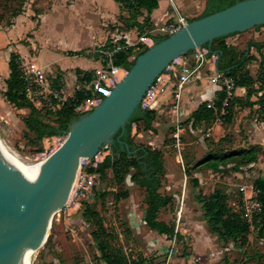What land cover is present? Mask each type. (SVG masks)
I'll list each match as a JSON object with an SVG mask.
<instances>
[{
	"label": "rangeland",
	"instance_id": "obj_1",
	"mask_svg": "<svg viewBox=\"0 0 264 264\" xmlns=\"http://www.w3.org/2000/svg\"><path fill=\"white\" fill-rule=\"evenodd\" d=\"M115 2L27 0L21 15L12 16L6 13L0 24V138L24 161L29 163L44 161L63 142L67 134L49 135L41 140L33 138L34 134L28 130L23 120L29 109L17 107L4 94L10 52L20 53L18 59L20 66L23 62H40L42 59L54 62L44 67L36 63L52 81V88L57 89L60 95L67 99L75 93L77 85L82 82L75 78V68L70 66L82 63L86 57L88 60L91 58L106 63L113 56L114 48L122 44L121 35H124L123 32L126 30L124 17L128 16L126 9H122V5ZM176 3L180 9L183 8V12L191 13V17L201 14L204 10L203 4H198L197 0L182 2L176 0ZM171 10L174 12L173 5ZM10 18L13 19V23L9 25L6 19ZM227 39L241 50H245L251 41L262 42L264 53V25L229 35ZM147 45L149 44L139 43L136 52L139 53ZM250 52L254 58L246 63V67L248 65L251 72L256 74L260 68L262 54L255 46H251ZM190 59L188 65L192 67L193 56ZM94 63L93 61L92 65ZM88 68L93 69L94 75L97 74L94 67ZM123 74L124 71H121L116 75V79ZM164 74H167V71ZM34 95L35 101L42 100L38 106L43 105L41 112L43 118L54 122L53 114L58 107V98L49 92L46 98L39 92ZM235 96L234 94L231 99ZM249 107L237 105L235 117L231 122L225 121L224 116H221L211 125L203 122L197 127L186 126L181 132L180 145L176 144L177 139L172 134L175 126L173 123L169 124L170 115L169 121L166 117L161 120V115L157 117V121H162L157 127L161 129L163 140L159 145H152L164 152L165 169L160 190L173 197L172 203L161 209L160 217L176 226V210L179 203L184 201V196L187 210L191 212L193 219L184 224L183 220L186 219H181L175 240L174 235L159 233L147 224H133V216L137 214L138 219V214L142 213L145 207V188L130 179L122 184L116 183L112 169L109 168L108 174L96 188L91 205L101 212L106 227L116 234L112 238L115 245L122 246L130 257H144L143 264H264V237L259 235L254 224L245 243H240L239 239L221 242L210 230L201 206L195 199V194L199 191L210 193L215 188H222L227 192L228 202L232 208L241 211L243 193L238 187L246 175L239 178L238 174H235L234 171L240 169L232 167L235 161H229L222 170L211 171V167L206 164L193 168L199 159L219 147L215 139L224 134L227 138L220 142L224 148L235 150L251 144L262 145L263 150L261 148L258 153L262 155L256 160L263 163L254 165V171L259 175L264 174V122H260L259 116L256 126L255 118L258 111L256 108H251L250 111ZM172 109V106L167 105L165 110ZM220 120L222 123L216 125ZM150 135L154 133L146 129L142 121L132 124V138L135 142L149 143ZM166 137L167 140L164 141ZM104 150L112 152L109 147ZM104 157L98 156L97 161ZM187 157L192 159V165L189 167L186 166ZM198 175L202 181L195 183L194 177L198 178ZM102 189H105V193H101ZM80 201L79 204L70 201V204L53 215L48 234L51 238L48 241L47 237L36 250L32 264H107L101 258L90 234V231L95 229V224L83 215L87 199L81 198ZM159 234H162V237ZM205 234H208L209 238H203L202 235ZM196 238H206L210 240L211 245L209 248L205 246L196 250L195 241L199 240ZM164 244L167 249L162 248ZM172 248L175 250L173 260L169 258V249Z\"/></svg>",
	"mask_w": 264,
	"mask_h": 264
},
{
	"label": "trees",
	"instance_id": "obj_2",
	"mask_svg": "<svg viewBox=\"0 0 264 264\" xmlns=\"http://www.w3.org/2000/svg\"><path fill=\"white\" fill-rule=\"evenodd\" d=\"M27 0H0V24L6 17V13L12 16L19 15L23 10ZM122 5V9H126L127 18L124 17L125 29L136 27L139 33H143L151 29L153 22L150 18V12L159 5V0H116ZM238 0H206V5L203 12L195 17L203 16L222 9L228 5L235 3ZM145 10L147 14H145ZM144 15L143 20L139 17ZM7 24H12L13 19H6ZM257 25L255 27H261ZM223 35L215 38L210 45L209 56L217 53V66L220 71L232 76L235 79L236 85L245 86L246 94L244 96L236 95L233 99H229L227 104L228 112L224 115V120L231 122L235 117L236 106H254L257 104V117L264 120V53H262V42L251 41L245 50H241L237 45L227 42L226 38L229 35ZM150 36L156 34L147 33ZM160 37H165V34H158ZM122 45L126 43L125 39L121 38ZM208 46V44H205ZM251 46H255L259 53L262 54L260 60V68L256 74L252 73L246 63L252 58L250 52ZM135 46L126 45L115 51L112 56V62L116 65L123 66L128 69L133 60L130 55L133 53ZM148 45L139 51L147 49ZM20 53L11 51L9 54L8 65L9 75L6 77L5 97L14 105L21 108H28L29 112L23 116V120L28 128L34 134L35 140H41L45 136L57 135L65 133L73 118L87 110L79 109L87 97L92 95L89 90L77 89L74 94L70 95L57 109L54 111L55 121H47L43 118L42 106H38L35 102L29 99L25 92V79L19 63ZM77 77L79 80H90L95 75L93 69L76 68ZM226 98L224 91H220L216 96V106L218 110L223 106V101ZM216 110L207 105L206 101L200 105L187 117L183 122L192 121V127H197L201 123L211 125L216 118ZM156 110L153 107L143 108L142 106L132 115L127 122L126 131L121 136L129 144L127 148L123 143L119 142L117 135L114 144H111L112 152L107 154L95 167L101 172L102 178L108 174L109 168L112 169L116 183H124L127 179L137 182L145 188L144 196V219L145 223L159 233L173 235L175 232V224L160 217L161 209L172 203V195L163 193L160 190L162 176L164 174V152L161 148L153 146L151 143H137L132 138V124L134 122H143L146 129H155L154 120ZM120 132V131H119ZM227 136L221 137L217 142V149L211 150L205 157L199 159L193 168L202 166L211 167V169L222 170L224 165L229 161H235L233 168H239L241 165L248 164L256 160L260 155L259 151L263 150L260 144H251L238 149L224 148L220 142H224ZM167 140V137L164 141ZM220 143V144H219ZM192 159L186 158V166H191ZM135 169V171H133ZM192 169V168H191ZM199 179L194 177V182L198 183ZM255 185L258 189V197L262 202L261 211L254 217L252 222H249L241 211L234 210L228 202L227 192L222 188H215L210 193L199 191L195 194L196 201L200 204L206 221L209 224L210 230L214 232L219 241L228 242L232 240H240V243H245L248 240L249 232L254 224L260 236L264 237V174L259 175L255 179ZM99 191V190H98ZM101 193H105L102 189ZM124 195H127L123 192ZM90 200H87L83 215L95 224V229L90 231L92 240L100 253L101 258L107 264H143L144 257H130L127 255L122 246L115 245L112 238L115 233L106 227L103 221L101 212L91 205ZM50 235L48 241L50 240ZM150 264V263H147Z\"/></svg>",
	"mask_w": 264,
	"mask_h": 264
},
{
	"label": "water",
	"instance_id": "obj_3",
	"mask_svg": "<svg viewBox=\"0 0 264 264\" xmlns=\"http://www.w3.org/2000/svg\"><path fill=\"white\" fill-rule=\"evenodd\" d=\"M262 24L264 0H238L189 19L163 38L153 36V43L136 55L111 93L72 119L67 136L35 178L21 175L0 142V264H26L35 240L38 248L46 241L53 215L67 203L82 157H94L104 144H114L116 135L129 148L121 138L127 122L173 60L196 47H210L217 37Z\"/></svg>",
	"mask_w": 264,
	"mask_h": 264
},
{
	"label": "built area",
	"instance_id": "obj_4",
	"mask_svg": "<svg viewBox=\"0 0 264 264\" xmlns=\"http://www.w3.org/2000/svg\"><path fill=\"white\" fill-rule=\"evenodd\" d=\"M172 5L174 7V14L165 24H163L160 29L165 33H170L180 29L183 25H185L189 18L184 15L179 6L175 3V1L171 0ZM144 44H152L153 36L149 34H143L140 36V40ZM126 45L135 46L133 49V53L130 55V59H135L138 52H136L137 46L139 42L136 43H125ZM122 44H118L113 53L123 46ZM210 52V47L208 46H199L194 48L193 50L187 52L186 54L176 58L173 60L163 71L160 73L153 84L147 89L145 92L141 106L143 108L153 107L154 101L157 99L159 94L165 90V88L170 85L171 94L173 97L174 107V117H175V130L173 131V136L177 139V145L181 144V130L185 128L183 120L180 117V109L179 104L182 100L183 92L186 87V84L189 83L192 78L196 75L199 69L204 65L207 60L208 54ZM191 56H193V66H189V60H191ZM195 60V61H194ZM22 73L25 79V92L29 99L33 100L37 105H39L42 100L38 99L35 101V95L37 92L43 94V97L46 98L48 96V92L52 94L55 98H58L57 105L60 106L66 99V97H62L60 92L57 89L52 88V81H50L44 71V69L38 65L36 62H26L21 64ZM121 71L126 73L127 69L123 66L116 65L112 62L111 59L107 60L106 63L101 64V67L96 68L97 74L90 80L85 79L80 84L77 85V89L89 90L92 92V95L87 97L85 101L79 105V109L81 110H89L94 105H96L100 99H102L105 95H108L112 91V87L120 80V78L116 79V75ZM167 71V74L164 72ZM211 82L217 83L221 85L220 90L224 91L226 94V98L223 101V106L220 110L215 103L216 96L207 99V105L216 110V118L220 119L221 116H224L227 113V104L229 99L233 97L236 89V82L232 76L225 74L223 71L218 70L215 75L210 77ZM46 92V93H45ZM45 94V95H44ZM62 100V101H61ZM111 150V144H104L98 153L94 157H82L80 161V165L78 171L76 173V177L67 200L68 205L70 201H73L75 204H79L81 198H86L87 200L92 201L96 194V188L101 183L102 174L97 169H91V167H95L99 161L98 156L103 155L106 156L110 151H105V148ZM54 151V150H53ZM182 158V155H181ZM102 160V159H101ZM100 160V161H101ZM183 160V158H182ZM255 165V162H251L247 165H241L240 169L235 170V174H238V177L246 178L239 182V190L243 193V201L241 212L243 216L249 221L252 222L254 217L261 211L262 202L258 197V189L255 185V179L259 176L254 170H251V167ZM184 199V196H183ZM182 203H180V207L177 211V225L175 226L174 232V240L177 236L179 223L181 221L182 214ZM64 206V207H65ZM63 207V208H64ZM62 208V209H63ZM61 210V209H60ZM58 210V211H60ZM144 211L138 217L139 223H145L144 219ZM175 253L174 248L169 249V258Z\"/></svg>",
	"mask_w": 264,
	"mask_h": 264
},
{
	"label": "crops",
	"instance_id": "obj_5",
	"mask_svg": "<svg viewBox=\"0 0 264 264\" xmlns=\"http://www.w3.org/2000/svg\"><path fill=\"white\" fill-rule=\"evenodd\" d=\"M110 1L115 2L116 0L115 1L110 0ZM173 1H175V3H176V0H173ZM179 1L182 2L183 0H179ZM197 2L200 5L203 4V6L205 8L206 0H197ZM115 3L119 4V2H117V1ZM171 6H172L171 0H159V5L150 12V18H151V21L153 22V26L151 29H148L147 31H145L143 33H139V31L137 30L136 27H132V28L124 30L125 31V32H123L124 35H121V36L123 38H125L126 42L133 44L134 42L136 43L137 41L139 43H142L139 40H140V36L143 34H147V33L164 34L161 31L160 27L163 24H165L166 21H168L171 17H173L174 12H172ZM180 10L188 18L191 17L190 16L191 13L187 14L186 11L183 12V8ZM145 14H147L146 10H145ZM192 16H195V15H192ZM143 18H144V15H141L139 17L140 20H143ZM14 28H15V26H14ZM227 38H228V36H227ZM227 38H226V40L228 42ZM23 55H25V54L23 53ZM83 56H86V55L83 54ZM93 61L95 62L94 65H92ZM216 62H217V55L212 53L209 56V58L205 61L204 65L199 69V71L196 73V75L192 78V80L186 84V87H185L184 92H183L182 100L180 101V104H179V109H180V111H179L180 117L179 118L181 120H185L187 117H189L190 114L200 105V103H202L203 101H207V99H209V98L217 96V94L221 91L220 90L221 85L217 84V83H213L210 80V77L215 75L216 72L218 71V69L216 68ZM37 63H40V65L42 67H44V66H48L50 63H54V62H48V60L46 61L45 59H42V60H40V62H37ZM101 64L102 63L100 60H92L91 58H89V60H88L86 57V59L82 63L74 64L73 66H70V67L75 68V74L74 75H75V78L78 80L77 73H76L77 67H80L82 69H89L88 67L91 66V68L94 67L96 69L98 67H101ZM6 65H7V62H6ZM65 67H69V66H65ZM9 71H10V69L7 71V76L9 75ZM246 89L247 88L245 86H240V85L236 86L235 95L244 96L246 94ZM167 105H170L173 107L172 111L171 110L170 111L165 110ZM174 107H175V105L173 103V97L171 94V87H170V85H168L165 88V90H163L159 94V96L157 97V99L153 103V108L156 110V117H155V120L153 123L156 126V128L155 129H149L152 133H154V135L149 136L150 137L149 143L159 145V143L163 140L162 134H161V129L159 127H157L159 124L161 125V123H162V121H160V120L157 121V117H159V115L162 116L161 120H163V118L166 117L167 120L169 121V118L171 117L169 124L173 123V125L175 126ZM256 107H257V104L254 106H250L249 107L250 111L252 110L251 108H256ZM169 115H170V117H169ZM216 119L217 118H215V120ZM255 120H256L255 124H256V126H258V122H257L258 117L257 116H256ZM218 122L219 123L216 122V125L222 123L221 120ZM260 122H264V120H261ZM184 125H185V128H186V126L192 127V121L190 120L188 123H184ZM185 128L182 129L180 132L185 130ZM225 135L226 134L222 135L221 137H223ZM221 137H219V138L216 137L215 140L218 141ZM251 162H255V165H259V163H263V162L257 161V160H253ZM254 168H255L254 166L251 167V170H254ZM211 171H213V170L211 169ZM198 176H199L198 179L200 181H202V178L200 177V175H198ZM183 200L184 201L182 203L181 219L182 218L186 219V221L183 220V224H184V223L188 222V220L191 221V219H193V218L191 217V212L189 210H187L185 197ZM179 207H180V203H179V206H178L176 212L178 211ZM143 211H144V209L142 210V213H143ZM202 213H203V210H202ZM140 214H138V217ZM203 216H204V214H203ZM204 218H205V216H204ZM133 219H134L132 221L133 224L141 225L139 223V220L137 219V214H136V216L135 215L133 216ZM205 220H206V218H205ZM143 224H146V223H143ZM208 233H209V231H208ZM159 236L162 237V234H159ZM202 237L203 238L204 237L209 238L208 234H205L204 236L202 235ZM203 238H201V239H203ZM196 239H199L198 241L197 240L195 241V249L196 250L200 249L201 247H205V246L207 248H209V246L211 245V242H209L210 240H207V239L201 240L200 238H196ZM163 247H165V244L162 246V248ZM171 258H172V260L174 259V257H172V256H171ZM175 264H184V263H175Z\"/></svg>",
	"mask_w": 264,
	"mask_h": 264
},
{
	"label": "bare ground",
	"instance_id": "obj_6",
	"mask_svg": "<svg viewBox=\"0 0 264 264\" xmlns=\"http://www.w3.org/2000/svg\"><path fill=\"white\" fill-rule=\"evenodd\" d=\"M0 142L2 143L3 147L5 148V150L7 151V153L9 154V156L11 157V159L13 160V162L15 163L16 167L18 168V170L20 171L21 175L29 177V178H35L38 174V172L40 171L42 165L45 162H39V163H35V162H27L24 161V159H22L16 151H14L11 147H9L7 144H5L2 139L0 138ZM39 240H35L29 255H28V259H27V263L26 264H32V259L34 256V253L36 252V250L38 249L37 247V243Z\"/></svg>",
	"mask_w": 264,
	"mask_h": 264
}]
</instances>
